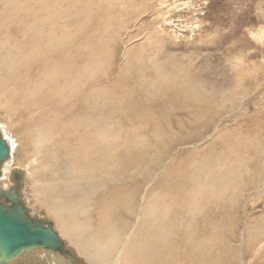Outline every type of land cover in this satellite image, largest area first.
<instances>
[{
  "label": "bare ground",
  "instance_id": "bare-ground-1",
  "mask_svg": "<svg viewBox=\"0 0 264 264\" xmlns=\"http://www.w3.org/2000/svg\"><path fill=\"white\" fill-rule=\"evenodd\" d=\"M77 2L0 0V127L10 136L0 129L10 148L0 179L11 183L0 187L21 170L22 203L54 222L64 246L6 264H255L238 209L249 154L262 146L239 132L174 158L171 115L148 103L166 89L148 84L130 107L133 72L112 80L114 52ZM192 112L178 131L197 139L203 114Z\"/></svg>",
  "mask_w": 264,
  "mask_h": 264
},
{
  "label": "rangeland",
  "instance_id": "rangeland-1",
  "mask_svg": "<svg viewBox=\"0 0 264 264\" xmlns=\"http://www.w3.org/2000/svg\"><path fill=\"white\" fill-rule=\"evenodd\" d=\"M72 1L114 52L112 80L133 72L130 107L141 101L148 84L166 89L148 103L150 112L171 115L174 158L194 152V146L203 151L235 141L239 132L262 146L258 155L249 154L251 173L244 180L250 185L239 204L237 234L246 259L253 249L254 263L264 264V0H66ZM30 4L34 10L36 4ZM191 109L203 114L197 139L178 131V119L190 118ZM4 179L0 186L6 187Z\"/></svg>",
  "mask_w": 264,
  "mask_h": 264
},
{
  "label": "water",
  "instance_id": "water-1",
  "mask_svg": "<svg viewBox=\"0 0 264 264\" xmlns=\"http://www.w3.org/2000/svg\"><path fill=\"white\" fill-rule=\"evenodd\" d=\"M10 154L7 140L0 132V175L4 162ZM14 185L4 190L0 187V264L24 250L36 247L63 249V242L54 230V224L44 218L32 216L24 206L19 190L22 186V171L12 173Z\"/></svg>",
  "mask_w": 264,
  "mask_h": 264
}]
</instances>
